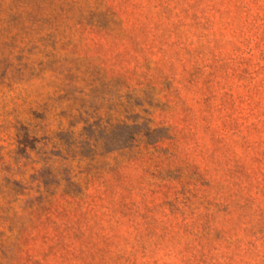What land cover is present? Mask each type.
<instances>
[{
  "label": "rangeland",
  "instance_id": "rangeland-1",
  "mask_svg": "<svg viewBox=\"0 0 264 264\" xmlns=\"http://www.w3.org/2000/svg\"><path fill=\"white\" fill-rule=\"evenodd\" d=\"M0 264H264V0H0Z\"/></svg>",
  "mask_w": 264,
  "mask_h": 264
}]
</instances>
